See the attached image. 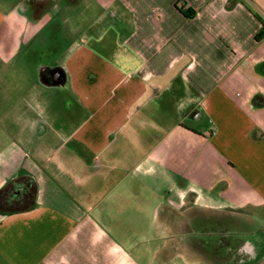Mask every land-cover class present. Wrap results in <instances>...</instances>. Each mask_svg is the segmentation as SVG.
I'll use <instances>...</instances> for the list:
<instances>
[{
  "label": "crops",
  "instance_id": "obj_1",
  "mask_svg": "<svg viewBox=\"0 0 264 264\" xmlns=\"http://www.w3.org/2000/svg\"><path fill=\"white\" fill-rule=\"evenodd\" d=\"M8 91L0 264H264V0H0Z\"/></svg>",
  "mask_w": 264,
  "mask_h": 264
},
{
  "label": "rangeland",
  "instance_id": "obj_2",
  "mask_svg": "<svg viewBox=\"0 0 264 264\" xmlns=\"http://www.w3.org/2000/svg\"><path fill=\"white\" fill-rule=\"evenodd\" d=\"M71 12L73 13V11ZM10 67L11 65L4 68L3 72L5 74L11 73L12 71L10 70ZM17 68H19V66ZM17 71L20 74L23 73L19 69ZM25 83L28 84L27 80L25 81ZM32 96L33 94L31 93V96L26 94L25 96L20 97L17 94L12 93V91H8L5 94L0 95V138L1 136L2 138H5V139L11 137L9 136V134H7V132L6 134L3 133L1 127L3 126L12 127L13 123L19 122V120H22V118L21 119L19 118V114L15 113V108L28 107L29 105H35L36 100L38 101L39 104L41 103L42 105H45L44 107L48 106L51 111H55L58 107L61 106V104L58 102V99L54 95L52 96L47 91L38 92V96L36 98H33ZM205 120H206L205 116L202 115L200 120H197V121H192L191 119H187L184 125H187V127L189 125H192V126L201 125L204 127ZM7 131L9 132V130ZM167 177H170V175L168 174Z\"/></svg>",
  "mask_w": 264,
  "mask_h": 264
},
{
  "label": "trees",
  "instance_id": "obj_3",
  "mask_svg": "<svg viewBox=\"0 0 264 264\" xmlns=\"http://www.w3.org/2000/svg\"><path fill=\"white\" fill-rule=\"evenodd\" d=\"M260 37L257 35L256 38ZM36 192L37 186L31 176L20 174L11 178L0 189V213H20L32 209Z\"/></svg>",
  "mask_w": 264,
  "mask_h": 264
}]
</instances>
